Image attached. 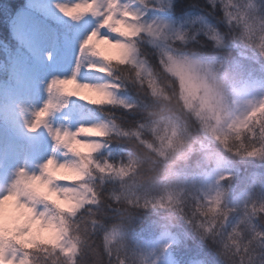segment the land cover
Masks as SVG:
<instances>
[{
	"label": "clouds",
	"instance_id": "obj_1",
	"mask_svg": "<svg viewBox=\"0 0 264 264\" xmlns=\"http://www.w3.org/2000/svg\"><path fill=\"white\" fill-rule=\"evenodd\" d=\"M75 6L31 0L0 63V201L20 209L0 225V264H264V0ZM101 28L118 59L84 56L68 93L54 74L21 91L30 63Z\"/></svg>",
	"mask_w": 264,
	"mask_h": 264
},
{
	"label": "rangeland",
	"instance_id": "obj_2",
	"mask_svg": "<svg viewBox=\"0 0 264 264\" xmlns=\"http://www.w3.org/2000/svg\"><path fill=\"white\" fill-rule=\"evenodd\" d=\"M65 2L71 5H76L75 7H70L69 12L71 14H76L84 11V5L88 3V0H65ZM31 3V1H30ZM25 17L19 20L16 24L15 29L24 23ZM120 31L127 32V28L124 25H117ZM115 36L116 33H111L107 28H101L94 36H89L87 41H85V49L81 50L80 41L82 36L69 35L61 40V53L53 64L41 66L38 63H30L25 75L24 84L21 88L22 92H28L31 90L32 82L34 79L43 80L45 83L48 80H53L54 74L55 79L51 84V90L59 92H71L76 88L77 83H83L86 79L84 74V63L82 59L84 56H90L91 52L97 51L101 55H106L110 59H118L120 51L116 45L110 44L104 39L105 36ZM90 46V47H89ZM46 78V79H45ZM81 95H92L88 93L86 89L81 88ZM47 119L45 115L34 118V123L42 126L43 122ZM77 151L87 152L88 148L83 144H72ZM47 171L54 176L59 175H69L65 170L54 168L51 163L47 165ZM32 186L41 193H47V185L40 182L39 178L33 179ZM49 199H55L54 194L49 196ZM62 207H68V203L65 201L59 202ZM20 215V209H17L15 202L12 198L0 201V225L4 227H10L12 220L15 216ZM34 231L32 230V235L43 239L47 242H53V235L51 230H41L37 224H34Z\"/></svg>",
	"mask_w": 264,
	"mask_h": 264
},
{
	"label": "trees",
	"instance_id": "obj_3",
	"mask_svg": "<svg viewBox=\"0 0 264 264\" xmlns=\"http://www.w3.org/2000/svg\"><path fill=\"white\" fill-rule=\"evenodd\" d=\"M31 0H0V63H7L9 52L8 49L15 48V41L12 38V31L15 29L16 24L23 17L22 9ZM177 11L189 3H200L202 0H176ZM116 60V59H111ZM5 79V73L0 71V81ZM65 93V92H63ZM33 226V231H34ZM34 233V232H32ZM195 244H192V250L195 251Z\"/></svg>",
	"mask_w": 264,
	"mask_h": 264
}]
</instances>
